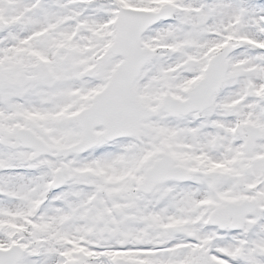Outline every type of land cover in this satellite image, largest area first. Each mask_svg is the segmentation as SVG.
<instances>
[{"label": "snow or ice", "instance_id": "6c2138e0", "mask_svg": "<svg viewBox=\"0 0 264 264\" xmlns=\"http://www.w3.org/2000/svg\"><path fill=\"white\" fill-rule=\"evenodd\" d=\"M0 264H264V0H0Z\"/></svg>", "mask_w": 264, "mask_h": 264}]
</instances>
